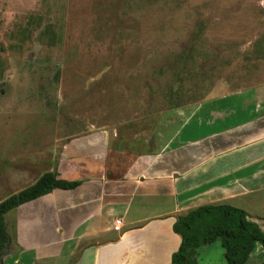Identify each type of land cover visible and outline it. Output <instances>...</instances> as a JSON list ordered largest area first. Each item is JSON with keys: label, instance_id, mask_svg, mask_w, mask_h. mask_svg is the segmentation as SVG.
<instances>
[{"label": "rangeland", "instance_id": "obj_1", "mask_svg": "<svg viewBox=\"0 0 264 264\" xmlns=\"http://www.w3.org/2000/svg\"><path fill=\"white\" fill-rule=\"evenodd\" d=\"M263 117L264 0H0V138L109 130L114 149L207 153L229 195ZM237 207L264 232V193ZM263 261L256 244L247 264ZM197 262L227 264L221 241Z\"/></svg>", "mask_w": 264, "mask_h": 264}, {"label": "crops", "instance_id": "obj_2", "mask_svg": "<svg viewBox=\"0 0 264 264\" xmlns=\"http://www.w3.org/2000/svg\"><path fill=\"white\" fill-rule=\"evenodd\" d=\"M115 137L96 130L46 140L0 138V203L47 173L81 183L6 216L13 246L5 264H171L181 246L173 230L179 217L207 205L236 208L264 193V167L257 169L264 153L256 156L252 148L236 151L242 169L228 195L227 176L212 174L207 153L137 154L114 149ZM244 159L251 167L243 168Z\"/></svg>", "mask_w": 264, "mask_h": 264}, {"label": "trees", "instance_id": "obj_3", "mask_svg": "<svg viewBox=\"0 0 264 264\" xmlns=\"http://www.w3.org/2000/svg\"><path fill=\"white\" fill-rule=\"evenodd\" d=\"M80 185V182L60 179L56 173H47L33 186L0 203V264H5L13 246L6 223L10 212L56 190L73 191ZM173 230L180 236L181 246L171 264H198V249L218 241L225 251L227 264H247L256 244L264 251V232L245 211L229 205L199 207L179 217Z\"/></svg>", "mask_w": 264, "mask_h": 264}, {"label": "built area", "instance_id": "obj_4", "mask_svg": "<svg viewBox=\"0 0 264 264\" xmlns=\"http://www.w3.org/2000/svg\"><path fill=\"white\" fill-rule=\"evenodd\" d=\"M116 224H117L116 229H118V225H120V221H117Z\"/></svg>", "mask_w": 264, "mask_h": 264}]
</instances>
